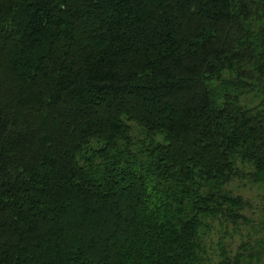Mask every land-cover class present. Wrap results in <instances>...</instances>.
<instances>
[{
  "label": "trees",
  "instance_id": "trees-1",
  "mask_svg": "<svg viewBox=\"0 0 264 264\" xmlns=\"http://www.w3.org/2000/svg\"><path fill=\"white\" fill-rule=\"evenodd\" d=\"M241 178L264 0H0V264H263Z\"/></svg>",
  "mask_w": 264,
  "mask_h": 264
},
{
  "label": "rangeland",
  "instance_id": "rangeland-1",
  "mask_svg": "<svg viewBox=\"0 0 264 264\" xmlns=\"http://www.w3.org/2000/svg\"><path fill=\"white\" fill-rule=\"evenodd\" d=\"M247 100H251L248 97ZM246 101V100H245ZM136 130V128H134ZM233 191L237 194H240L244 199L248 200L251 203V207L247 210V215L250 216L252 221H264V208L262 207V200L264 197V187L253 184L247 179L241 178L234 181ZM262 231L261 233H263ZM246 233V230L243 231ZM223 232L219 230L217 226L213 228L210 235H207L208 244L211 248H215L219 238L222 236ZM258 235V234H257ZM240 233H233L232 237L229 234L224 235L223 240L230 243L231 248L235 249L240 244ZM215 255V259H216ZM264 264V262H263Z\"/></svg>",
  "mask_w": 264,
  "mask_h": 264
}]
</instances>
